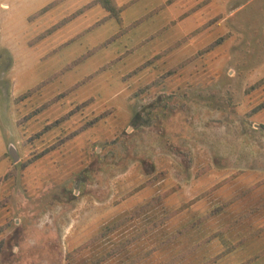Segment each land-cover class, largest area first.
I'll use <instances>...</instances> for the list:
<instances>
[{"label": "rangeland", "instance_id": "obj_1", "mask_svg": "<svg viewBox=\"0 0 264 264\" xmlns=\"http://www.w3.org/2000/svg\"><path fill=\"white\" fill-rule=\"evenodd\" d=\"M54 1L0 0V264H264V0Z\"/></svg>", "mask_w": 264, "mask_h": 264}, {"label": "trees", "instance_id": "obj_2", "mask_svg": "<svg viewBox=\"0 0 264 264\" xmlns=\"http://www.w3.org/2000/svg\"><path fill=\"white\" fill-rule=\"evenodd\" d=\"M113 0H93V4H97V3H100L101 4V6L105 9V10H107V12H109L110 14H111V11H112V13H113V10H112V8H111V2H112ZM57 2V0L56 1H54V2H51L50 4H48L45 8H43L42 10H40L39 12H42V11H46V10H48V8L49 7H51L52 5H54L55 3ZM114 9H116V11L118 12V13H121V10H122V8L120 7H117V8H114Z\"/></svg>", "mask_w": 264, "mask_h": 264}]
</instances>
